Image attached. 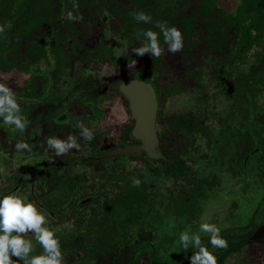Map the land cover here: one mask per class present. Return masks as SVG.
<instances>
[{"label": "rangeland", "instance_id": "374dc122", "mask_svg": "<svg viewBox=\"0 0 264 264\" xmlns=\"http://www.w3.org/2000/svg\"><path fill=\"white\" fill-rule=\"evenodd\" d=\"M75 2L79 5L78 10L72 6L73 0H0V25H6L5 32L0 34V40L6 45L13 44L10 47L9 66L2 68L0 65V80H7L6 83L17 97L25 100L20 105L21 108H30L38 103L41 95L48 98L49 91V105L67 98L65 107L71 115L61 128L68 126L71 131L77 127V121L84 123V118L80 119L82 114L78 113L77 105L94 103L102 109V116L107 115L111 110L103 108V104L116 95L114 82L123 75L146 71L158 83L160 90L180 89L178 94L168 95L166 99L165 121L171 127L180 121L186 125L180 132L184 143L206 150L211 141L209 133L200 132L199 127L216 125L229 117L232 124L249 125L245 127L243 141L244 153L250 152L251 156L247 163L248 175L245 173L244 183L237 184V178H242V172L237 169L238 163L235 161L238 153L232 152L235 139L222 143V147L216 146L214 153L205 155L206 158H201L200 161H196L200 156L198 152L193 154L189 151L187 160L191 166L194 165V179L207 181L201 185V189L199 186L193 188L199 180H193L192 185H180L192 190L193 197L196 198L193 207H175L177 204L174 202L179 203L182 193L172 180L151 173L146 167L142 172L139 170L144 174V187L149 193L144 198V205L137 199L130 209H123L120 206L122 194L118 192L106 195L94 205L84 207V214L91 209L95 212L97 210L95 220L102 228L99 233L95 224L88 225L87 232L93 239L89 242L92 243L101 234L103 240L96 245L98 256L90 258L85 254L76 258V264H174L175 260L179 264H189V254L195 249L190 246L185 250L179 244V234L186 229L197 232L201 217H209L210 223L217 224L221 231L229 229L233 235L238 234L239 226L247 225L251 220L255 224L261 221L264 217V202L259 208L255 204L264 198V35L259 39L254 38V35L251 44L238 50L240 42L238 37H234L236 28L230 16L242 0H217V8L214 7L216 11L207 17L199 15L194 22L199 32L196 35L197 44L190 43L191 39L194 40L191 36L181 52L169 53L163 37H159L165 50L164 55L159 58L148 54L139 57L132 52L133 48L139 47L144 41L141 33L148 29L159 33V29L154 27L157 21L166 22L169 27L180 28L182 16H187L194 10L199 0ZM253 6L258 16L264 19V0H257V4ZM248 8L250 9V5L245 6L246 11ZM68 11H72L74 15H82L83 18L79 22L70 21L66 18ZM139 11L149 14L152 22L145 24L134 20L132 14ZM24 27L25 34L21 35ZM207 27L212 36L218 35L223 39L219 48H209L207 39L202 38ZM52 60L57 61V64L51 65L48 61ZM134 60L136 64L133 66ZM53 67L57 71L51 73ZM42 74H48L50 78ZM54 105L45 106L46 110H50L45 117L46 120L49 119V123L54 115L64 110V105L62 108ZM45 107L39 111L38 120ZM249 114H253L250 124ZM1 125H5L2 120L0 127ZM10 128L7 127L8 134L12 135L14 130ZM104 132L108 133V130L104 129ZM43 142L40 137L39 145ZM255 143L260 148L259 152H253ZM184 146L185 144L183 148ZM5 151H11L12 154L5 156ZM14 151L11 140L3 150L6 158L0 168L5 181L15 178L9 173L15 171V167L22 169L33 161L25 159L22 156L24 152L19 155L22 158L14 159ZM84 154L85 149L78 156ZM75 164L69 167L67 173L74 172L75 175L79 172L81 176L78 179L68 176L69 185L62 188L63 195L56 192V189L50 195L53 202L65 203L71 197L68 194L72 192L75 201L95 190L114 185L116 189L123 187L122 182L118 181L116 169L107 168L102 172L95 170L90 163ZM49 169L51 168L47 167ZM63 170L64 168H57V171ZM82 178L87 182L74 190L71 184L80 182ZM10 185L8 183V187ZM26 185L23 183L16 194L32 201ZM229 189L236 191L232 193ZM167 197L175 201L162 206V199ZM237 202L253 206L229 207ZM55 208H62L56 213L64 219L67 210H63L66 207ZM256 209H260L257 214ZM74 225H56V235H75ZM200 235L203 245L208 246L209 236L204 233ZM247 263L264 264V243L251 242L226 260V264Z\"/></svg>", "mask_w": 264, "mask_h": 264}, {"label": "flooded vegetation", "instance_id": "af4514ba", "mask_svg": "<svg viewBox=\"0 0 264 264\" xmlns=\"http://www.w3.org/2000/svg\"><path fill=\"white\" fill-rule=\"evenodd\" d=\"M216 1L214 0L212 3V8L215 9L216 7ZM243 3V0H242ZM241 3V4H242ZM64 2L62 3V5ZM240 4V6H241ZM239 6V7H240ZM238 7V8H239ZM217 8V7H216ZM237 8V10H238ZM64 9V6L62 7ZM217 9H215L216 11ZM237 10L232 14L234 15ZM200 15V14H199ZM197 15V17L199 16ZM203 16V15H202ZM195 17V18H197ZM195 25V24H194ZM207 34V33H206ZM196 45V44H195ZM212 48V47H209ZM51 65L52 63L57 64V61L52 60L48 61ZM160 69V67H159ZM164 73V67L161 69ZM41 71V70H40ZM56 67L52 68V72H56ZM47 73V70L44 71ZM39 73V72H38ZM143 74L145 77H148L151 79V76H149L146 71H138L137 73L131 74V75H123L119 77L113 84V89L116 95H113V97L110 99L108 98L107 102L103 104V108H109L111 112H109L107 115L102 116V109L100 106L94 105V103H86L85 105H77L78 113H81V118H84V124H88L87 126L94 131V139L90 142L86 141L85 143L82 138H80V129L78 130V127H74L73 130H69L67 127L61 128L62 125H64L65 122L69 121V114L68 109L65 107V104L67 103V98L60 99L56 102L51 103L54 105L56 103L57 108H62L64 105V110L57 115H54L52 119H50V123L47 122L49 119H45V117L48 115V111L46 110V107L52 106L47 103V101H50V92L49 91L47 97L43 98L44 95H41V98L38 100V103H34L33 106H30V108H21L23 111V114L26 115L30 121V124L27 128V130L23 133H20L19 131L14 129V126L10 125H1V133H0V168L3 167V160L6 158L5 156H9L12 154V152H6L5 156L3 150L5 149V146H8L10 144V141L12 140V146H15V143L17 141L23 140L24 142L28 143L31 146L32 151H24V155H22L25 159L33 160L32 163L30 162L26 167H23L22 169H18V166L15 167V171L9 172L11 176L15 177L12 178V180L5 181L3 178V175L0 172V197H2L5 194L9 193H16L21 186L24 183L27 184L29 195L31 197V200L37 204V206L45 211V214L49 220V227L56 229V225L65 226L69 223L75 224V235H64L62 237L57 236L60 245L61 250L64 254L65 258V264H76L77 260L76 258L83 256L85 254L89 255L90 258L94 256H98V252L96 251V245L103 239H101V236L98 235L97 238H95V241L92 243L89 242L93 239H91L87 232L88 225H94L97 227V231L101 233L102 228L98 225L97 220H95V216L97 215L96 212L91 209L89 212L87 211V214H84V207L85 206H91L95 203H98V201L108 196L109 194H116L120 193L121 195V205L123 209H130L134 202L138 199L141 204L144 205V198L147 196L148 191L146 187H144V174L142 175V171L144 170V167L148 169L151 173H157L159 176L164 177L168 179L169 181L172 180L173 183L176 184L177 190L181 191V199L179 203H177L171 198L162 199L164 201L163 205H168L172 201L177 204L175 207H193L196 203L195 199L193 197L192 190L190 189H184L185 187L180 186L181 184L191 183L196 176V171L194 169V165L191 166L187 160L189 151L195 154L196 152L199 153V157L196 158V161H200L201 158H206L205 155L214 153L213 151L217 150L216 146L220 145L222 147V143H227L229 140L234 141L235 143L232 145L233 153L237 152L238 155H236V162L238 163L237 169L242 172V178L238 179L237 184L244 183V175L247 173V163L250 160V152L245 154L244 153V132L245 127L249 125H241V123L232 124L231 118L226 117L222 122L216 125L208 124L203 125L202 127H199L200 132L207 131L209 139L211 140L208 143V146L206 150H202L200 147H197L196 145L192 146L190 144L184 143L183 138L180 134L181 130L186 125L183 122L174 123V125L168 126L165 119V109H166V99L168 95L172 94H178L180 92V89H168L166 91L160 90L158 83L156 81L152 80V83L155 86V91L158 94L159 98V112L156 117V138H157V149L155 151H147L144 149H139L137 155L134 154H124L122 153L123 149L128 148L129 146L132 147H140L143 145V139L140 137H144L143 132H139L138 134H134V127L136 124V120L132 116V111L130 109V103L129 100L124 96V94L119 90V82L127 79V78H133L136 76H141ZM52 75V74H51ZM42 76H45L46 78H50L48 74H42ZM52 77V76H51ZM223 78V77H222ZM225 78V77H224ZM226 79V78H225ZM52 82V80L50 81ZM250 88V86H249ZM50 89V88H48ZM47 89V90H48ZM110 90L112 88H109ZM112 91V90H111ZM34 92V91H33ZM18 102L20 105L22 103H25V100H21V98L17 97ZM34 102V101H33ZM39 104V105H38ZM44 104V105H42ZM44 113H41L42 115L41 119L38 120V114L39 111L44 108ZM53 107L51 108L52 111ZM76 110V111H77ZM113 110V111H112ZM70 113L72 111L70 110ZM50 114V113H49ZM252 116L253 114H249L248 117V123L250 124L252 122ZM74 117V115H72ZM195 118H193L194 120ZM165 124V125H164ZM56 126V129H55ZM86 126V125H85ZM7 127H11L10 129L14 130V133L12 135L8 134ZM107 127V128H106ZM220 129H217V128ZM62 129V131H60ZM104 129L108 130V133L104 132ZM183 129V130H184ZM110 130V132H109ZM180 130V131H179ZM250 131V129H246ZM28 132V133H26ZM69 134L76 135L78 137V143H80L81 148L79 151L73 150L69 152L65 156L61 157H55L54 159H49V157L52 155L51 152H48L46 154L45 149L47 147L45 141L46 138L49 136L59 137L61 139L66 138ZM42 137V140L44 141L43 144L39 145V138ZM147 139H150V135H145ZM8 144V145H7ZM183 144H185L183 148ZM189 145V146H188ZM255 148L253 152H259L260 148L258 147L257 143H255ZM151 146V145H150ZM191 146V148H190ZM183 148V149H182ZM216 148V149H215ZM84 149L86 150V154L84 156H78L81 154ZM21 152L14 151V159H20L22 158L20 155ZM196 157V156H195ZM2 158V159H1ZM195 161V162H196ZM90 163L91 165H94L95 170L105 171L108 169H116L118 170L117 176L119 183L122 182L123 187L120 186V188H117L114 186L110 188L105 189H99L92 192L90 195L86 197H82L80 199H77L74 201L73 192L69 193L68 195H71L69 200H67L63 204H57L56 202H53L51 199V196L53 194V191L56 189V192H60L63 195L62 188H66L69 184L68 182V176H73L75 179H78L81 176V173L77 172L74 175L73 173H70L67 171L69 170V167H73L76 165L75 163ZM47 167H50L51 169L47 170ZM57 168H64L63 171H57ZM56 171H55V170ZM43 170V171H42ZM141 170V172H138ZM15 175V176H14ZM28 176L29 179H26L25 177ZM238 177V176H237ZM3 178V179H2ZM87 179L86 177H84ZM138 178L141 180V184L139 187H134L132 184V179ZM2 180V183H1ZM199 180V179H196ZM195 180V181H196ZM117 181V182H118ZM87 180L81 179L80 182H76L72 187H74V190L78 189L79 186L84 185ZM184 182V183H183ZM207 181L200 179L196 187L193 188H199L201 189V185L205 184ZM237 182V181H236ZM8 183H11V185L8 187ZM55 186V187H54ZM119 187V185L117 184ZM192 188V187H191ZM65 190V189H64ZM118 190V191H117ZM82 192L81 190H79ZM196 191V190H195ZM194 191V193H195ZM228 191H232L234 193L235 189H229ZM231 193V194H232ZM66 194V193H64ZM233 195V194H232ZM230 195V196H232ZM229 196V197H230ZM45 197V198H44ZM48 197V199L46 198ZM127 197V198H124ZM40 198H43L40 200ZM162 201V202H163ZM241 201H243L241 199ZM264 202L260 201V203L255 204V207H260V204ZM173 204V203H172ZM180 204V205H179ZM71 205V207H69ZM253 206V205H252ZM251 205H246L244 202H237L231 204L229 207H252ZM55 207H66L63 211L67 210V213L64 216V219H62L57 215L56 212H59L61 209H56ZM61 211V212H63ZM257 213L260 212V209H256L255 211ZM94 214V215H93ZM94 218L91 220V218ZM94 222V223H93ZM264 223V217L261 221L255 224L254 221H250L247 225L239 226V232L236 235H233L229 229L226 231H221L220 235L227 240V242L232 241L234 244L229 250V247L224 248V252L221 256L220 253V260H217L218 264H226V260L229 256L232 254L239 252L241 248L247 246V244L251 242H261L264 243V237L259 239H252V236L256 232V230ZM97 224V225H96ZM31 238V237H29ZM35 243V242H34ZM209 243V242H207ZM88 245H91L89 247ZM210 251L213 252L215 256H218V253H216V250L218 248H213L212 245L209 243L208 246ZM228 249V250H227ZM43 250L40 248V246L37 244L35 253L39 254ZM195 250L191 251L189 256L193 254ZM222 257V258H221ZM13 259H16L13 257ZM220 261V262H219ZM22 264V261L20 262ZM174 264H179L178 260L174 261ZM250 264V263H247Z\"/></svg>", "mask_w": 264, "mask_h": 264}, {"label": "clouds", "instance_id": "9594fccd", "mask_svg": "<svg viewBox=\"0 0 264 264\" xmlns=\"http://www.w3.org/2000/svg\"><path fill=\"white\" fill-rule=\"evenodd\" d=\"M73 8L78 10L79 5L73 0ZM133 19L139 23H151L152 17L143 11L134 12ZM70 21L79 22L82 15H74L72 11L66 13ZM159 33L151 29L144 30L143 43L132 52L142 57L145 54L159 58L164 55V48L159 39L163 35V42L167 45V51L172 54L181 52L184 47L182 32L175 26L169 27L166 22L157 21L154 25ZM6 25H0V34L5 32ZM136 61H133V66ZM7 80H0V120L5 125L14 126L15 130L24 133L30 121L23 114L17 94L8 86ZM76 126L80 129V138L90 142L94 139V131L85 126L82 121H77ZM46 154L51 152L49 159L67 155L69 152L81 148L78 137L69 134L66 138L49 136L45 141ZM17 152H31V146L23 140L15 143ZM29 179L28 176L25 177ZM134 187H139L141 180L132 179ZM209 217H201V223L197 232L190 229L181 231L179 244L188 250L191 246L195 251L189 257V264H218L217 257L204 246L201 233L209 236V243L213 248H227L228 242L221 235V228L209 222ZM49 220L45 211L37 204L16 193L5 194L0 197V264H65L64 254L61 250L60 241L55 229L48 226ZM31 237V238H29ZM35 242V243H34ZM42 248V252L34 254L36 245ZM15 257L16 259H13Z\"/></svg>", "mask_w": 264, "mask_h": 264}, {"label": "trees", "instance_id": "16d2710c", "mask_svg": "<svg viewBox=\"0 0 264 264\" xmlns=\"http://www.w3.org/2000/svg\"><path fill=\"white\" fill-rule=\"evenodd\" d=\"M29 1V0H26ZM214 0H199L196 8L192 10L187 16H182V25L180 28H178L183 35L184 45H186V40L190 38L191 36L194 37V40H190L191 44H197V34L199 33L197 28L194 25V22L196 20L195 17L197 15H203L204 17L209 16L211 13L215 11V9L212 8V3ZM257 4V0H243V3L238 8L237 12L230 16L231 20L235 23V36L239 38V47L238 50H242L243 48H246L249 44L253 42V39H259L262 38L264 35V19L260 18L255 11V8L253 5ZM250 5V9L248 8L247 11L245 10V6ZM206 19V18H205ZM26 27H24L21 30V35H24ZM207 33V34H206ZM202 38H206L208 41V44H210V47L213 49L219 48L223 44V39L219 38L218 35H211V32H208L207 30L203 33ZM254 35H256L254 37ZM231 36V35H229ZM159 37H163L162 34H160ZM232 37V36H231ZM254 37V38H253ZM225 41V40H224ZM0 65L2 68L8 67L9 65V58H10V51L11 46L13 45H6L4 42L0 40ZM10 48V49H9ZM14 48V46H13ZM234 243L232 241L228 242L229 250L232 247ZM228 250V249H227ZM216 253H218L217 260L220 259V253L221 256L224 252V248H218L216 250ZM224 255V254H223ZM222 258V257H221ZM219 261V262H220Z\"/></svg>", "mask_w": 264, "mask_h": 264}, {"label": "water", "instance_id": "95a60500", "mask_svg": "<svg viewBox=\"0 0 264 264\" xmlns=\"http://www.w3.org/2000/svg\"><path fill=\"white\" fill-rule=\"evenodd\" d=\"M119 90L129 100L132 116L136 120L134 134L144 133V137L140 136L144 142L142 146H129L123 149L122 153L137 155L139 149L155 151L158 146L155 126L159 112V98L152 80L143 74L139 77L127 78L119 82ZM145 135H150L151 138L147 139ZM262 237H264V223L256 230L252 239Z\"/></svg>", "mask_w": 264, "mask_h": 264}]
</instances>
